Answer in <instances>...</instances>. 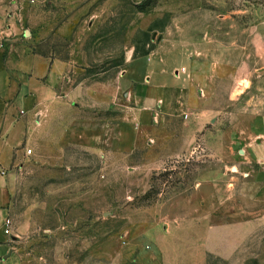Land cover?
Returning a JSON list of instances; mask_svg holds the SVG:
<instances>
[{"label":"rangeland","instance_id":"rangeland-1","mask_svg":"<svg viewBox=\"0 0 264 264\" xmlns=\"http://www.w3.org/2000/svg\"><path fill=\"white\" fill-rule=\"evenodd\" d=\"M0 13L17 16L19 43L51 58L67 59L78 41L94 80L123 68L128 33L138 24L153 25L161 47L192 50L207 75L218 66V78L202 81L207 119L202 134L185 133L193 140L185 156L168 158L174 146L157 128L155 140L141 135L132 152L60 147L51 160L47 145V156L21 157L14 168L13 264H114L123 257L131 264L132 243L152 228L166 238L170 264H178L180 218L200 205L204 214L210 211L204 201L210 191L198 198L197 187L217 181L220 200L242 195L245 177L237 170L245 148L233 142L242 138L243 123L264 119V0H0ZM65 24L73 27L68 38L58 33ZM229 203L213 225L242 221L248 213L243 203ZM251 225L252 237L230 260L210 257L207 264H264V222Z\"/></svg>","mask_w":264,"mask_h":264},{"label":"crops","instance_id":"crops-1","mask_svg":"<svg viewBox=\"0 0 264 264\" xmlns=\"http://www.w3.org/2000/svg\"><path fill=\"white\" fill-rule=\"evenodd\" d=\"M4 15L0 13V264H13L17 251L14 168L21 157L28 156V149H34L33 155L47 156L50 145L51 160L60 147L97 152L115 146L132 152L141 135L149 142L155 140L158 128L168 135L165 142L174 146L168 158L185 156L186 145L193 142L185 133L190 128L192 134H202L207 119L201 112L202 81L214 80L219 74L214 66L207 75L206 65L190 49L174 52L159 46L154 26L138 24L128 33L123 68L111 78L94 80L88 76L89 59L78 41L71 43L65 60L39 55L31 44L16 39L20 34L17 16ZM72 30L65 24L58 33L68 38ZM186 114L190 115L187 121L183 119ZM242 129V138L233 142L245 148L237 170L245 177L242 195L220 200L223 191L216 180L211 187H197L194 196L198 198L210 191L204 199L210 211L204 214L199 204L195 215L180 218L179 240L183 243L174 254L178 264H207L210 257L230 260L236 246L252 237L251 224L260 223L261 218L264 222V119L255 116ZM231 200L243 203L248 213L242 211L246 212L242 221L228 218L225 224L213 225L212 219ZM163 240L153 228L139 235L128 254L131 264H154L155 259L158 264H170L171 249L162 246ZM188 243L194 246L188 248ZM123 258L114 264H124Z\"/></svg>","mask_w":264,"mask_h":264},{"label":"built area","instance_id":"built-area-1","mask_svg":"<svg viewBox=\"0 0 264 264\" xmlns=\"http://www.w3.org/2000/svg\"><path fill=\"white\" fill-rule=\"evenodd\" d=\"M33 154V150H28L27 151V155L28 156H31ZM11 224V222L10 221H8V225H10Z\"/></svg>","mask_w":264,"mask_h":264},{"label":"trees","instance_id":"trees-1","mask_svg":"<svg viewBox=\"0 0 264 264\" xmlns=\"http://www.w3.org/2000/svg\"><path fill=\"white\" fill-rule=\"evenodd\" d=\"M154 8V7H153ZM140 13H148V10H145V11H140ZM36 52V51H35ZM37 54H39V55H42V56H47V55H45V54H43V53H39V52H36Z\"/></svg>","mask_w":264,"mask_h":264}]
</instances>
